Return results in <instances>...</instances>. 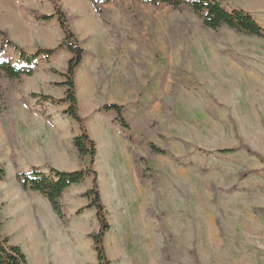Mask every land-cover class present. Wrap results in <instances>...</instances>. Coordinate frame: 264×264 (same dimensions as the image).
Masks as SVG:
<instances>
[{
    "label": "rangeland",
    "instance_id": "374dc122",
    "mask_svg": "<svg viewBox=\"0 0 264 264\" xmlns=\"http://www.w3.org/2000/svg\"><path fill=\"white\" fill-rule=\"evenodd\" d=\"M3 1L0 32L25 51L62 43L57 18L40 22L28 13L53 14L50 0H24V24L12 1ZM219 1L249 12L264 29V0ZM59 3L86 52L76 96L96 143L92 167L111 225L104 239L111 264H264V39L207 29L188 8L114 0L101 16L92 0ZM4 58L19 54L9 47ZM70 59L62 48L41 59L33 76L0 79L7 105L0 115V166L7 170L1 235L29 264H99L91 238L100 230L96 209L79 212L92 177L64 193L66 224L16 179L34 168L90 165L73 146L81 129L67 114L69 103L31 96L63 99L64 78L51 69L65 73ZM110 102L125 107L129 131L113 122L114 112L100 111ZM151 144L168 154L152 152ZM225 149L237 151L217 154ZM140 170L151 178L140 179Z\"/></svg>",
    "mask_w": 264,
    "mask_h": 264
},
{
    "label": "trees",
    "instance_id": "16d2710c",
    "mask_svg": "<svg viewBox=\"0 0 264 264\" xmlns=\"http://www.w3.org/2000/svg\"><path fill=\"white\" fill-rule=\"evenodd\" d=\"M114 0H92V3L97 13L103 16V6L112 3ZM144 4H150L156 7L169 6L175 10L190 9L193 13L199 16L205 28L217 31L223 27H227L235 32L256 36L264 39V29L253 17L252 14L240 8L227 9L219 0H138ZM54 8L53 14H43L37 10H29V15L36 21L49 22L57 18L60 28L64 34L62 43L54 49L39 48L34 53H28L18 44L11 41L5 31L0 32V79L8 77L10 79H20L23 76H33L41 59L49 61L62 48H66L71 53V59L68 62V67L65 73H58L55 69H51L53 73L61 74L64 81L58 83L59 86L65 87V97L56 100L55 98L33 93V98H39L43 101H51L56 103H69L67 114L80 124L81 134L75 136L72 140L73 146L78 152L80 158H90L88 168L73 172L59 171L55 168H50L48 173L34 168L30 172H18L16 174L17 182L24 191L40 193L49 202L56 216L66 224L67 218L63 210L61 199L64 193L72 186L80 185L85 182L88 177H92V187L85 193L83 197L89 200L86 207L80 209L79 212L85 209H96L97 219L100 225V230L92 234L94 249L97 253L99 264H111L108 259L104 247V239L107 232L110 231L111 225L107 219L105 206L102 203L98 175L93 169V165L97 156L96 143L89 136L84 126V120L79 115L78 100L76 96V71L82 65L86 55L85 50L81 47L76 33L70 25V18L62 9L59 0H50ZM12 48L19 54V59L13 61L11 58H4L6 48ZM125 107L119 104L104 105L100 111L114 112L116 115L113 122L118 125L124 132L130 130V124L124 117ZM7 110L5 92L0 85V115H3ZM129 140L133 141V137L128 136ZM152 152L157 154L167 155L166 150H162L155 144L150 145ZM237 149L219 150L217 154H229L236 152ZM145 162V159H141ZM147 166V164L145 165ZM146 171V170H145ZM7 170L0 166V180L6 178ZM139 177L142 180L151 178V175H146L140 170ZM0 222V264H29L26 254L21 247L10 244L7 237L1 235Z\"/></svg>",
    "mask_w": 264,
    "mask_h": 264
},
{
    "label": "crops",
    "instance_id": "0c3cea01",
    "mask_svg": "<svg viewBox=\"0 0 264 264\" xmlns=\"http://www.w3.org/2000/svg\"><path fill=\"white\" fill-rule=\"evenodd\" d=\"M10 1H12V3L15 5L16 13L18 14L19 18L21 19L22 23L24 24L23 17H22V13L20 11V7L23 4H26V1H24V0H10ZM3 3H4V1L3 0H0V7H4L3 6ZM0 29H3L2 26H1V21H0ZM107 104H117V103L116 102H110V103H107ZM106 113H107V115L108 114H112L111 112H106ZM34 194H36V193H34ZM47 206L48 207L50 206L49 202L47 203ZM49 209L51 210V207H49ZM38 236H39L40 241H42V237L40 236V233H39V235L38 234L36 235V237H38ZM36 237L33 236V238H36Z\"/></svg>",
    "mask_w": 264,
    "mask_h": 264
},
{
    "label": "bare ground",
    "instance_id": "6f19581e",
    "mask_svg": "<svg viewBox=\"0 0 264 264\" xmlns=\"http://www.w3.org/2000/svg\"><path fill=\"white\" fill-rule=\"evenodd\" d=\"M143 255V254H142ZM145 259V258H144Z\"/></svg>",
    "mask_w": 264,
    "mask_h": 264
}]
</instances>
